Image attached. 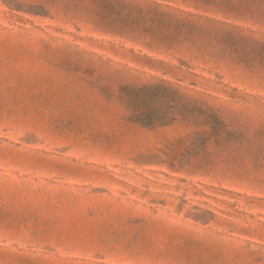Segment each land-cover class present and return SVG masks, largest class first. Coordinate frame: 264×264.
Returning a JSON list of instances; mask_svg holds the SVG:
<instances>
[{"label":"rangeland","instance_id":"374dc122","mask_svg":"<svg viewBox=\"0 0 264 264\" xmlns=\"http://www.w3.org/2000/svg\"><path fill=\"white\" fill-rule=\"evenodd\" d=\"M0 264H264V0H0Z\"/></svg>","mask_w":264,"mask_h":264}]
</instances>
